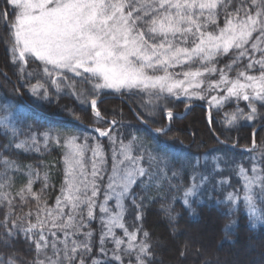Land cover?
Masks as SVG:
<instances>
[{"label":"snow or ice","instance_id":"1","mask_svg":"<svg viewBox=\"0 0 264 264\" xmlns=\"http://www.w3.org/2000/svg\"><path fill=\"white\" fill-rule=\"evenodd\" d=\"M5 3L13 9L10 24L8 12L0 13L9 29L10 40L6 44L13 63L18 60L26 66L28 57L42 62L45 75L57 91L61 90L62 81L69 79L66 73L70 72L81 77V82L91 84L94 91L138 90L146 94L144 107L150 112L159 107V100L180 99L181 96L188 100L207 98L210 108H220L233 98L248 102V113L237 108L236 112L225 114V122L229 125L241 117L247 121L254 120L257 116L255 102L264 106V0H250V5L246 0H239V5L231 11L229 6L233 0H5ZM221 15L223 26L219 23ZM230 53V62L218 69L217 58ZM256 53L260 54L258 58ZM245 58L248 60L245 69L237 71L234 78L230 77L228 73ZM257 67L258 74H249L248 70ZM215 74L219 79H206ZM75 84L73 80L67 86L75 89ZM41 88L44 85L38 82L31 86V91L39 95ZM213 91L217 95H206ZM73 94L78 98L84 95L82 91H74ZM43 97H48L47 89ZM90 103L94 115L103 119L97 109V100L92 98ZM162 111L169 123L175 118L173 111L166 106ZM32 119L39 123L43 117L37 114ZM208 121L212 122L211 111ZM116 123L115 120L110 122L111 125ZM167 130V127H161L155 132L165 134ZM95 131L99 137H108L114 145L111 172L103 186L102 202H98V197L107 163L103 146L97 142L90 148L87 140L79 144V137L75 135L41 134L45 147L53 140L56 144L62 143L66 149L65 179L52 206L43 199L44 188L48 187L47 172L43 175V187L37 193L32 185L40 179V173L30 168L27 184L17 193L24 203L28 197L36 201L35 212L29 210L23 223L18 225L17 220H11L13 228H19L32 240L37 254L43 253L44 259H37L33 264H86L84 257L92 251L93 232L83 230L96 219L97 208L102 224L100 253L107 256L105 242L111 237L114 244L112 260L123 264L122 256L135 252V264H151L149 233L143 231L144 239L137 242V234L142 229L129 231L124 222L125 201H131L137 210L136 219L140 220L144 198L141 197V203H137L136 187L148 191L153 186L157 174L150 169L154 164L159 168V162L135 136L128 143L120 140L117 149L118 138L112 135L111 127ZM13 135H17L15 130ZM37 144L33 134L24 141H10L2 147L31 150ZM252 148H256L254 138ZM89 150L92 153L91 171L86 169L84 159L85 152ZM145 160L148 167L142 164ZM3 165L5 172L0 176V189L10 183L7 169L19 168L15 161L6 158ZM199 167V158L185 159L180 170L173 172V177H176L185 168L192 169L191 183L183 190L182 196L183 204L189 209L193 203L201 202L203 190L213 179L211 172L200 173ZM219 169L217 162L212 171L221 174ZM250 171L251 175L249 169L238 165V175L243 181L242 200L250 219L264 222V168L254 163ZM160 172L167 178L163 169ZM219 183L222 186L225 182ZM208 198L211 199L210 196ZM113 199L115 212L109 206ZM240 199V191L236 190L228 192L224 201L218 200L217 204L228 202L234 205ZM0 200L7 201L11 211L9 194L0 191ZM258 202L261 207H258ZM8 220L6 214L0 223L10 236L12 230L8 228ZM117 228L123 230L126 240L116 235L114 229ZM230 228L231 225H226V232ZM81 235L84 237L82 240L78 239ZM125 244L126 247L122 248ZM49 248L51 256L46 251ZM9 264L15 262L9 261ZM91 264H100V261L92 259ZM107 264H111V260Z\"/></svg>","mask_w":264,"mask_h":264},{"label":"trees","instance_id":"2","mask_svg":"<svg viewBox=\"0 0 264 264\" xmlns=\"http://www.w3.org/2000/svg\"><path fill=\"white\" fill-rule=\"evenodd\" d=\"M250 5V0H246ZM239 5V0H233L229 6V11ZM8 12V23L13 21V9L9 7L5 0H0V13ZM219 23L223 26V15ZM255 36V34H254ZM10 40L9 29L4 19L0 18V114L13 113L10 123L0 124V176L5 172L3 162L5 158L15 161L19 166L8 168L7 176L10 180L2 192L9 194L12 200L11 211L7 201L0 200V222L5 220L8 214V228L12 230L9 236L8 231L0 223V264H33L37 259H44L43 253L37 254L35 245L23 231L13 228L11 220H17V224L23 223L25 214L36 209V201L28 197L27 202L21 201L17 193L28 182L29 169H35L40 173L32 185L33 191L39 193L43 187V175L48 174V187L44 188L43 199L47 200L49 206L55 204L56 197L60 195L61 186L65 179L64 153L66 149L61 144H56L50 140L47 147L44 145L42 133L49 132L52 135L78 136V142L87 140L91 148L92 142H99L103 145L105 159V177L111 169L112 149L109 147L108 137H98L97 134L76 123L64 119H57L54 116L74 117L82 122L101 128L108 123V119L117 123L112 128V135L121 137L124 142H129L133 136L137 137L156 157L159 168L154 164L151 171L157 174L153 186L148 191H143L136 187L137 203H141L143 197V208L141 219H136L137 210L131 205L130 200H126L127 211L124 222L129 231L141 228L137 234V242L144 239L142 232L149 233L148 242L151 244V264H264V222L250 219L247 209L242 201L239 204L230 205L228 202L217 204V201H224L228 192L236 190L243 195V181L238 175V165L249 166L251 160L246 161L248 154L256 155V158L264 162V106L260 102H255L257 116L252 121L238 118L237 122L226 124V113H234L237 108L248 113V102L233 99L226 102L222 107H209L212 115V122L209 123L207 117L208 99H191L175 97L161 99L158 101L159 107L154 112L144 107L147 102L141 97L140 92L125 94L124 99L111 98L98 103V110L103 119H98L91 106L88 104V83L76 80L75 89L77 93L83 92V102L71 95H55L50 88L52 99L49 101H35L32 98L29 87L36 83H44V80L33 74L37 67L34 61L28 59L27 65L20 68V62L13 63L12 54L8 50L6 41ZM259 53H256L257 58ZM232 58L230 53L227 56L218 57L216 67L223 68ZM248 60L245 58L239 65L234 66L228 73L230 77H235L237 71L245 69ZM32 64V65H31ZM31 71H33L31 73ZM38 68L36 69L37 73ZM180 71V69H179ZM249 74H258V67L248 70ZM5 72L10 79L3 73ZM211 80L219 79L215 74ZM15 85L19 88L27 101L38 108L36 111L26 105L19 97ZM46 86L45 84H43ZM94 95V94H93ZM90 98H92V96ZM151 125L153 129L165 127L168 123L166 114L162 109L166 106L175 113H182L186 105H193L189 111L182 116H175L170 127L165 134H156L143 126L132 113L128 103ZM21 106L27 110L22 109ZM5 107L6 110L4 112ZM41 115L43 120L37 122L32 119L35 115ZM7 126V127H6ZM261 126L256 134V148L251 151H243L237 148H247L252 145L253 133L257 127ZM13 130L17 135H13ZM35 134L38 144L31 150H18L14 147L4 149L2 146L10 141L15 143L26 140ZM236 147L231 148L222 145L218 138ZM96 138V139H94ZM38 149V150H37ZM256 153V154H255ZM200 159V173L207 174L213 172L212 169L217 162L224 166L219 170L221 174L212 173V181L203 190L200 203H193L192 209L183 204V190L191 183L192 169L185 168L184 171L173 177V172L180 170L181 163L185 159ZM143 166L148 167L147 160L142 161ZM167 165V166H165ZM163 169L167 178L160 172ZM211 170V171H210ZM146 179V178H142ZM220 181L225 183L221 186ZM2 182V181H0ZM159 184V187L156 185ZM211 197L209 199L208 197ZM231 207V211L229 208ZM258 207H261L258 202ZM97 210V209H96ZM260 212L258 211V215ZM19 217V219H17ZM32 219L35 217L33 215ZM226 225L231 228L226 232ZM102 226L98 221H92L89 228L93 232L92 251L84 258L86 264H91L92 259L100 261V264H120L112 260V249L114 244L109 237L105 242L107 256L100 253L99 237ZM115 233L118 237H123V230L117 228ZM125 240L126 237H123ZM78 239H84L81 235ZM249 246H251L249 248ZM126 247L122 245V248ZM253 247V248H252ZM249 248V249H248ZM252 248V249H251ZM47 254L51 256L49 249ZM82 251V250H81ZM181 252L184 255H181ZM123 264H135V252L131 255H123Z\"/></svg>","mask_w":264,"mask_h":264},{"label":"rangeland","instance_id":"3","mask_svg":"<svg viewBox=\"0 0 264 264\" xmlns=\"http://www.w3.org/2000/svg\"><path fill=\"white\" fill-rule=\"evenodd\" d=\"M28 59H31V60H33L34 61V65H32V66H35V67H37L38 68V71H37V73H35L36 72V69H32V70H34V72L33 71H31V73L33 72V74H36L37 76H39V77H41L43 80H44V83H42V84H45L46 86H44V88H41L40 90H39V92H40V94L39 95H34L33 93H32V91H31V87H29V89H30V91H31V95H32V98L35 100V101H37V102H39V101H49V100H51L52 99V95H51V92L49 91V89H47V92H48V97L47 98H44L43 97V92H44V90H45V87H48V88H50V86H51V90H52V92L55 94V95H71V94H73V92L75 91V92H77L76 90H74L72 87H68L67 85H69L73 80L74 81H76V80H81L82 78L81 77H76V76H74V74L73 73H66V75L69 77V79L68 80H66V81H62V88H61V90L60 91H57V89H56V86L55 85H53L52 83H51V79L49 78V77H47L46 75H45V73H44V65L42 64V62H40V61H37V60H35V58L34 57H28L27 58V60ZM17 62H20V61H18L17 60ZM20 66H21V70L22 71H24V68H23V66H24V64L22 63V62H20ZM49 68H51V66H49ZM174 71H179V69H174ZM210 77L211 76H207L206 77V79L207 80H211L210 79ZM37 84V83H36ZM41 84V83H40ZM205 87H207V84H205ZM87 88H88V93H89V96H88V104H89V106H91V103H90V101H91V99L92 98H95L96 100H97V109H98V98L99 97H101V96H105V95H120V96H124L125 94H129V93H133V92H136V91H138V90H135V89H133V90H126V89H122L121 91H119V92H117V91H115V90H112V89H100V90H93L92 89V85L91 84H89V85H87ZM94 94V95H93ZM91 95H93L92 96V98H90V96ZM140 95H141V97H144V99L147 101V96H146V94H143V93H140ZM208 97H210L211 95H217V93L215 92V91H213V92H209V93H207L206 94ZM74 96H75V98H77V99H79V101H80V103L82 104L83 102V96H80L79 98L77 97V95H75L74 94ZM181 97H183V96H181ZM183 98H185V97H183ZM176 99V98H175ZM187 99V98H186ZM193 99H196V98H193ZM233 100L234 101H237L235 98H233ZM20 107L23 109L24 108V110H27L25 107H23V106H21L20 105ZM209 107V106H208ZM3 109H4V112H5V110H6V108L5 107H2ZM191 108V105H186L185 106V108H184V110H183V112L182 113H175L174 111H173V113H174V117L175 116H180V115H182L183 113H185V111H189V109ZM93 111V110H92ZM93 113H94V111H93ZM208 113H209V110L207 111V117H208ZM4 113H2V114H0V124L3 126V124H6V123H10V121H11V117L12 116H14L13 115V113H12V111L11 112H7L5 115H3ZM108 121V123L107 124H105V125H103L100 129H102V130H104V129H108L109 127H111V124H110V122L112 121V119L110 118V119H108L107 120ZM171 123V122H170ZM170 123H169V121H168V123H167V125L165 126V127H167V128H169L170 127ZM98 128V127H97ZM53 136H55V135H53ZM78 137V136H77ZM117 144L115 145V147L118 149V147H119V141L120 140H123L121 137H118L117 136ZM124 141V140H123ZM256 142V141H255ZM77 143H79V144H84L85 143V141H82V142H78L77 141ZM93 144L91 145V146H94L97 142L95 141V142H92ZM124 143H128V142H124ZM88 145H89V143H87ZM101 144V143H100ZM102 145V144H101ZM253 145V144H252ZM252 145L250 146V147H247V148H241V150L242 149H252L251 151H253L254 149L252 148ZM103 146V145H102ZM111 146V149H112V151H113V147H114V145L111 143V142H109V147ZM251 151H247V152H251ZM256 154V153H255ZM91 157H92V153H91V151L89 150V151H86L85 152V157H84V159H85V167H86V169L88 170V171H91V163H90V160H91ZM251 158H253V162H250L249 163V166H245L244 164H242L246 169H249V175H251V167H252V165L255 163V164H257L258 166H260L261 168H264V162H262L261 160H259V158L257 159L256 158V155L254 156V155H251V154H248L246 157H245V159H246V161H248V160H251ZM111 166H112V162H111ZM104 168H105V165H104ZM224 169V166L222 165V164H220V171L221 170H223ZM211 171V170H210ZM110 172H111V169H110V171L108 172L109 174H110ZM213 173V172H212ZM107 176L105 177V175H104V180L101 182V195L98 197V202H102L103 201V186L105 185V184H107ZM242 196L243 195H241V199H242ZM243 201V200H242ZM115 199H113V200H111V201H109V206L113 209V211L115 212V211H117V209L115 208ZM239 204V201H237V203H236V205H238ZM99 216H100V213H99V209L97 208V210H96V219H94L93 221H98V223H99V226L101 227L102 226V224H101V221H100V218H99ZM114 231H115V229H114ZM99 240H100V237H99ZM59 247H62V246H59ZM251 246H249V248H250ZM248 248V249H249ZM253 248V247H252ZM251 248V249H252ZM49 251H51V249L49 248ZM52 252V251H51ZM51 255H52V253H50Z\"/></svg>","mask_w":264,"mask_h":264},{"label":"water","instance_id":"4","mask_svg":"<svg viewBox=\"0 0 264 264\" xmlns=\"http://www.w3.org/2000/svg\"><path fill=\"white\" fill-rule=\"evenodd\" d=\"M18 94H19V96H20V98L22 99V100H24V97L21 95V93L18 91ZM108 98H119V96H116V95H107V96H104V97H101V98H99L98 99V102H100L101 100H103V99H108ZM129 107H130V109H131V111H132V113L134 114V116L136 117V119L142 124V125H144L145 127H147V128H150L151 129V127L149 126V124L136 112V110L131 106V105H129ZM69 120L70 121H74V122H77V123H79V124H81V125H84L85 126V124L84 123H82V122H80L79 120H77V119H71V118H69ZM261 126H264V125H261ZM260 127V126H259ZM258 127V128H259ZM92 130H94L95 131V129L96 128H94V127H90ZM257 128V129H258ZM256 129V130H257ZM219 139V141H220V143H222V144H224V145H227V146H231V147H233L234 145H232V144H230V143H228V142H226V141H224V140H222V139H220V138H218Z\"/></svg>","mask_w":264,"mask_h":264}]
</instances>
